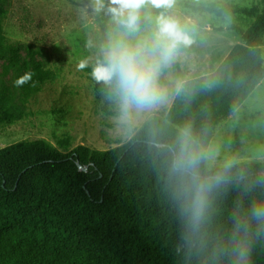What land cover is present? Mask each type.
Listing matches in <instances>:
<instances>
[{
	"label": "trees",
	"instance_id": "trees-1",
	"mask_svg": "<svg viewBox=\"0 0 264 264\" xmlns=\"http://www.w3.org/2000/svg\"><path fill=\"white\" fill-rule=\"evenodd\" d=\"M3 1L0 59L14 54L6 73L18 57L5 35ZM184 7L249 24L230 23L238 43L212 71L183 79L162 116L148 119L127 144L103 151L80 144L63 153L36 139L1 148L0 264H264V216L255 215L264 208V162L207 170L203 159L214 129L264 79V0L249 8ZM96 65L84 70L103 89L92 76ZM31 73L18 86L24 103L48 71ZM11 103L1 96V124L15 122ZM184 129L191 134L186 148ZM199 185L206 200L194 221Z\"/></svg>",
	"mask_w": 264,
	"mask_h": 264
},
{
	"label": "rangeland",
	"instance_id": "rangeland-1",
	"mask_svg": "<svg viewBox=\"0 0 264 264\" xmlns=\"http://www.w3.org/2000/svg\"><path fill=\"white\" fill-rule=\"evenodd\" d=\"M220 3L241 8L259 0H175L171 8L146 4L140 10L138 31L130 33L113 19L111 0H4L7 10L3 27L17 50L18 66L4 69L14 54L0 59V98H12L14 123H0V149L11 144L42 139L66 153L84 144L92 150H109L127 144L135 132L153 116L161 117L170 106L183 79L212 71L238 40L227 29L230 23L243 28L249 20L214 15H197L184 4ZM165 12L178 19L192 39L181 45L159 78L166 91L163 102L148 109H133L124 117L115 83L96 89L89 74L78 70L80 61L95 65L105 60L110 41L135 43L151 40L155 18ZM222 28V30H219ZM222 34V35H221ZM29 48L36 53L29 54ZM264 60V39L261 45ZM48 71L27 103L15 81L33 68ZM0 116L3 113L0 111ZM207 170L240 162H264V79L245 101L214 131L205 150Z\"/></svg>",
	"mask_w": 264,
	"mask_h": 264
},
{
	"label": "clouds",
	"instance_id": "clouds-1",
	"mask_svg": "<svg viewBox=\"0 0 264 264\" xmlns=\"http://www.w3.org/2000/svg\"><path fill=\"white\" fill-rule=\"evenodd\" d=\"M98 4L100 0H97ZM175 0H111L115 5L111 8L113 19L123 24L130 33L137 32L140 10L146 4L155 8H171ZM155 32L151 40H138L135 43L124 39L110 41L105 51V60L97 63L92 69L96 81L105 84L115 83V92L119 99L121 112L129 117L133 109H148L163 102L165 89L160 85L159 78L163 66L171 62L181 45L192 43L191 36L180 21L171 15L160 12L155 18ZM87 67L80 61L78 70ZM32 73L26 72L15 81L16 86H23L32 79ZM190 130H182L183 147H187ZM198 154L192 153L190 163L195 164ZM205 187L197 186L192 198V218L198 221L205 206ZM255 215L264 216V208H257Z\"/></svg>",
	"mask_w": 264,
	"mask_h": 264
},
{
	"label": "water",
	"instance_id": "water-1",
	"mask_svg": "<svg viewBox=\"0 0 264 264\" xmlns=\"http://www.w3.org/2000/svg\"><path fill=\"white\" fill-rule=\"evenodd\" d=\"M79 168H81V167H79ZM81 170H86L85 168H81Z\"/></svg>",
	"mask_w": 264,
	"mask_h": 264
},
{
	"label": "crops",
	"instance_id": "crops-1",
	"mask_svg": "<svg viewBox=\"0 0 264 264\" xmlns=\"http://www.w3.org/2000/svg\"><path fill=\"white\" fill-rule=\"evenodd\" d=\"M222 35V34H221ZM238 43V40L235 42V44ZM245 101V100H244Z\"/></svg>",
	"mask_w": 264,
	"mask_h": 264
}]
</instances>
